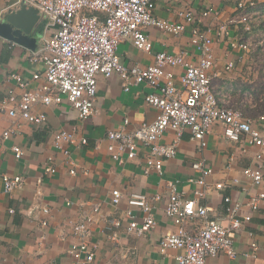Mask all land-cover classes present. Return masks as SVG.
<instances>
[{"label":"crops","instance_id":"1","mask_svg":"<svg viewBox=\"0 0 264 264\" xmlns=\"http://www.w3.org/2000/svg\"><path fill=\"white\" fill-rule=\"evenodd\" d=\"M239 0H186L175 3L161 0L155 10L158 19L179 22V13L191 9L200 15L199 27L229 24L240 18L237 7ZM254 2L256 7L264 0H244ZM26 10L32 18L30 33L20 31L27 39L26 44L11 41L0 35V100L8 89H16V84L8 80L11 73L22 74L30 86L39 87L42 81H34L33 75L42 73L45 65L32 58L50 38L53 28L38 10L28 7L20 0H0V19ZM264 8L255 9L259 26L256 32L264 33ZM209 12L208 16H202ZM231 26V25H230ZM233 36L245 38L246 33L237 24L232 26ZM145 32L152 43L151 52L138 49L131 39H125L118 48L123 64L127 67H146L155 63L160 52L179 53L191 50L190 26L181 35H173L154 27ZM216 66L213 70L212 90L221 106L241 110L254 122L264 113L259 112V102L251 101L248 94L252 82L247 77L253 53L243 55L230 53L228 44L217 42L214 45ZM197 60V56H193ZM229 61H236V68L226 71ZM249 66V67H248ZM177 81L183 74L182 68L173 70ZM98 95L92 116L81 119L71 104L64 100L61 104L35 105L37 113H45L47 121L43 125L12 120L0 114V264H77L69 253V248L77 239L71 223L92 218L91 241L98 245L95 259L88 264H178L177 249L160 251V243L166 234L175 230L173 222L165 215L164 205L169 195L168 184L174 182L181 193L192 199L194 185L188 180L199 174L192 168L193 163L204 158L212 167L208 178L211 185L222 183L221 190H215L201 204L208 205L215 218L224 220L226 215L225 197L240 202L241 218L250 216L251 220L235 235V248L238 257L229 258L225 254L210 257L207 264H245L243 254L249 250L251 235L258 244L257 259L250 264H264V199L258 201V208L252 211L250 202L264 193V180L257 187L243 174L247 168L257 169L260 162L257 154L262 150L256 146L228 140L223 128L215 125L213 133L207 138V147L199 152L198 144L185 132L177 143V154L164 163V174L155 172L143 174L144 151L140 157L120 164L108 153L107 133L119 130L125 120L128 129L136 128L142 122H152L158 111L146 101V95L154 89L146 84L134 86L129 92L119 76L106 78L99 75ZM12 129L9 139L3 133ZM67 131L74 135L77 144L63 143L62 148L54 144L57 132ZM86 139L87 144H81ZM176 135L166 132L162 142L172 144ZM14 146H20L24 155L17 160ZM64 151L69 152L67 156ZM48 157H53L55 173L44 171ZM76 170L72 175L70 171ZM3 175L23 176L26 185L23 190L7 193L4 190ZM120 191L122 200L118 206L111 202L112 193ZM134 194L159 195L161 201L154 202L153 215L156 228L143 236L128 231L131 219L126 215L132 211L138 221L144 217L141 209L129 205ZM98 207L99 213L94 209ZM44 209H49L45 213ZM13 210V213H10ZM113 219L121 220L122 226L114 228ZM225 221V220H224ZM46 222V225H42Z\"/></svg>","mask_w":264,"mask_h":264},{"label":"built area","instance_id":"2","mask_svg":"<svg viewBox=\"0 0 264 264\" xmlns=\"http://www.w3.org/2000/svg\"><path fill=\"white\" fill-rule=\"evenodd\" d=\"M161 0H20L28 7L38 10L47 19L48 26L53 28L45 45L34 54L32 60L45 65L42 73L33 75L34 81H42L39 87H31L30 82L20 73H11L8 80L16 84V89H8L0 100V114L12 120L43 125L47 121L45 113H37L35 105L61 104L67 100L77 110L81 119L93 115L98 95L99 75L110 78L119 76L124 91L129 92L134 86L146 84L154 89L146 95V101L158 111L152 122H142L136 128L128 129L129 120H125L119 130L107 133V147L111 158L124 164L140 157L143 150V174H164V163L177 154V143L185 132H190L191 139L198 144L199 152H204L207 138L213 133L215 125L223 128L224 136L231 141L256 146L262 151L257 154L260 166L257 169L247 168L243 174L259 187L264 180V116L258 122L246 117L241 110L221 106L212 90L213 70L216 66L214 45L217 42L228 44L230 53L250 55L261 48L264 51V33L256 32L259 22L256 14L247 9L255 6L254 2L239 0L237 7L241 12L238 20L202 30L199 27L201 16L191 9L179 13L180 21L171 22L158 19L155 10ZM172 1V0H171ZM186 0H173L175 3ZM203 12L202 16H208ZM237 24L246 33V37L233 36L232 26ZM231 25V26H230ZM190 26L191 50L179 53L160 52L155 56V63L146 67H127L122 63L118 48L126 39H131L140 50L151 52L152 43L145 32L148 27L157 28L173 35L183 34ZM197 56V60L193 59ZM182 68L183 74L176 78L173 70ZM236 68V61H229L226 71ZM172 131L176 140L172 144L162 142L163 135ZM13 133L8 129L3 139H9ZM63 143L77 144L74 135L67 131L57 132L54 144L62 148ZM81 144H87L82 139ZM17 160L24 151L14 146ZM64 153L69 156L68 151ZM53 157H48L44 166L46 173H55ZM192 168L198 172L197 177L190 178L189 183L195 187L193 198L181 193L174 182L168 184L169 195L165 201V215L173 222L175 230L163 236L160 251L177 249L178 264H207L210 257L225 254L231 259L238 257L235 248V235L241 231L251 217L241 218L240 202L225 197L226 215L224 220L215 218L208 205L201 204L208 195L221 190L224 184H209L208 178L213 170L206 159L193 163ZM72 175L76 170L70 171ZM4 190L11 193L23 190L26 180L23 176L3 175ZM264 199V193L250 202L252 211L258 208V201ZM122 194L116 190L112 193V204L118 206ZM161 201L156 195L134 194L129 205L142 210L144 217L138 221L132 211L126 213L131 222L128 231L143 236L152 232L157 222L153 215L154 202ZM10 210V213H13ZM49 213V209H44ZM95 213L100 209L95 207ZM87 217L81 222L71 223L77 241L69 248L71 257L77 264L92 263L98 245L91 241L92 232ZM44 222L42 225H46ZM114 228L122 226L121 220L113 219ZM251 236L249 250L243 254L250 264L257 259L258 244Z\"/></svg>","mask_w":264,"mask_h":264},{"label":"water","instance_id":"3","mask_svg":"<svg viewBox=\"0 0 264 264\" xmlns=\"http://www.w3.org/2000/svg\"><path fill=\"white\" fill-rule=\"evenodd\" d=\"M32 16H29L27 11L21 10L18 13L0 19V35L21 44H26L27 39L21 36L20 31L24 33H30L32 24L29 21Z\"/></svg>","mask_w":264,"mask_h":264},{"label":"rangeland","instance_id":"4","mask_svg":"<svg viewBox=\"0 0 264 264\" xmlns=\"http://www.w3.org/2000/svg\"><path fill=\"white\" fill-rule=\"evenodd\" d=\"M249 62H250L249 65L250 68L247 69L246 75L251 80L252 85L249 90L250 94H248V96L251 101L263 102L264 101V92H262L263 85L260 83H264V55L262 54L259 56H253L251 57V60Z\"/></svg>","mask_w":264,"mask_h":264},{"label":"trees","instance_id":"5","mask_svg":"<svg viewBox=\"0 0 264 264\" xmlns=\"http://www.w3.org/2000/svg\"><path fill=\"white\" fill-rule=\"evenodd\" d=\"M262 8H264V4L263 5H260L259 7L253 6L251 8H248L247 11L248 12H253V11H255V9H262ZM262 54L264 55V51H262L261 48H258L256 51H254L253 56H259V55H262ZM260 84L263 85L262 86V88H263L262 89L263 90L262 92H264V83H260ZM258 110H259L260 113H264V101L263 102H259V109Z\"/></svg>","mask_w":264,"mask_h":264}]
</instances>
